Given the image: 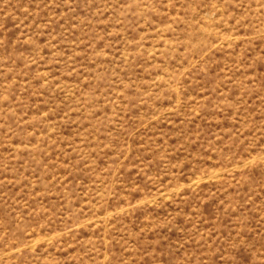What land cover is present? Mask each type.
I'll list each match as a JSON object with an SVG mask.
<instances>
[{"label": "rangeland", "instance_id": "374dc122", "mask_svg": "<svg viewBox=\"0 0 264 264\" xmlns=\"http://www.w3.org/2000/svg\"><path fill=\"white\" fill-rule=\"evenodd\" d=\"M0 264H264V0H0Z\"/></svg>", "mask_w": 264, "mask_h": 264}]
</instances>
